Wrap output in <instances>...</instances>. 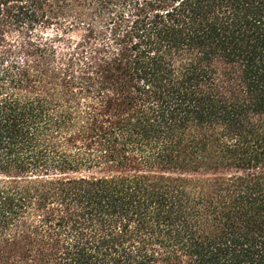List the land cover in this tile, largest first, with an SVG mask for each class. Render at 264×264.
Listing matches in <instances>:
<instances>
[{
  "label": "trees",
  "instance_id": "obj_1",
  "mask_svg": "<svg viewBox=\"0 0 264 264\" xmlns=\"http://www.w3.org/2000/svg\"><path fill=\"white\" fill-rule=\"evenodd\" d=\"M0 264H264V0H0Z\"/></svg>",
  "mask_w": 264,
  "mask_h": 264
}]
</instances>
